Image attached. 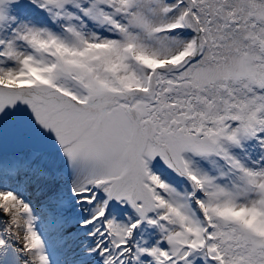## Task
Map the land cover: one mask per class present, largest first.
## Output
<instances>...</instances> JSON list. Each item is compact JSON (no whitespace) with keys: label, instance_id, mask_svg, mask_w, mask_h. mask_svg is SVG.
<instances>
[{"label":"snow or ice","instance_id":"6c2138e0","mask_svg":"<svg viewBox=\"0 0 264 264\" xmlns=\"http://www.w3.org/2000/svg\"><path fill=\"white\" fill-rule=\"evenodd\" d=\"M0 264H264V0H0Z\"/></svg>","mask_w":264,"mask_h":264}]
</instances>
